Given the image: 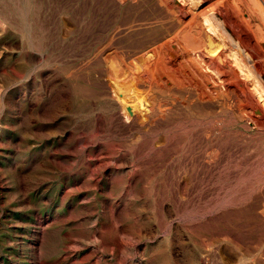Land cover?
<instances>
[{"label":"rangeland","instance_id":"obj_1","mask_svg":"<svg viewBox=\"0 0 264 264\" xmlns=\"http://www.w3.org/2000/svg\"><path fill=\"white\" fill-rule=\"evenodd\" d=\"M89 119L75 108V0H0V264H223L202 169H159L138 135L95 146L107 125ZM249 204L234 236L264 231V200ZM263 240L228 264H264Z\"/></svg>","mask_w":264,"mask_h":264},{"label":"bare ground","instance_id":"obj_2","mask_svg":"<svg viewBox=\"0 0 264 264\" xmlns=\"http://www.w3.org/2000/svg\"><path fill=\"white\" fill-rule=\"evenodd\" d=\"M75 108L90 116L84 129L107 125L95 146L138 135L132 146L153 150L159 169H202L223 264L264 239L259 228L233 235L249 201L264 200V0H75Z\"/></svg>","mask_w":264,"mask_h":264}]
</instances>
